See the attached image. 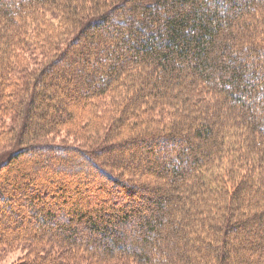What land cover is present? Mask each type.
<instances>
[{
  "label": "trees",
  "instance_id": "trees-1",
  "mask_svg": "<svg viewBox=\"0 0 264 264\" xmlns=\"http://www.w3.org/2000/svg\"><path fill=\"white\" fill-rule=\"evenodd\" d=\"M106 109L91 145L58 141ZM35 152L77 182L109 183L93 185L114 202L147 190L150 170L174 185L131 209L75 204L55 227L47 194L23 184L46 225L21 217L9 231L0 208V260L264 264V0H0V172ZM76 218L84 233L64 224Z\"/></svg>",
  "mask_w": 264,
  "mask_h": 264
},
{
  "label": "rangeland",
  "instance_id": "rangeland-1",
  "mask_svg": "<svg viewBox=\"0 0 264 264\" xmlns=\"http://www.w3.org/2000/svg\"><path fill=\"white\" fill-rule=\"evenodd\" d=\"M235 48L239 55L240 54L244 55V52H241L238 47L235 46ZM26 60L29 61V58L27 56H26ZM257 105L262 107L263 104L262 102H260ZM86 117H88L87 114H84L83 118H86ZM109 119H110V110H107V109L99 113L98 115L93 114V117L91 118V120H90V117H88V120H90L89 128H85V130L84 131L82 130L81 133L79 132V129H76L78 130V133H76V131L74 130L75 128L71 129L73 132L76 133L75 139H74V136H72L70 132L66 130L61 134V137L58 138V141L59 139L66 138L65 139L66 142L73 144V145L81 146L82 148H85L87 145H91L92 144L91 142L93 140L92 139L93 135L88 131V129L92 130L90 127L94 128V126L97 128L99 126L102 129L103 128L102 126H104L105 123ZM81 129H83V127H81ZM105 129H102V132H104ZM169 147L170 148L164 149V150L162 148H157L158 149L157 153L153 154L150 157L156 158L158 157V155L166 154L169 151L172 152V149H173L172 146H169ZM141 151H142V157H143V158L141 157V159L143 160L139 162V165L143 166V168L150 167L151 169V164L147 160L148 155L145 153L144 149ZM138 154L136 156H139ZM27 155L21 156V161H16L15 163H13L11 167L9 168L10 171H8V174L6 172L7 168L2 169L0 172L1 175L3 174V176L7 175L6 176L7 179L3 178L1 180L4 185H7V186L16 185L17 186L16 187L17 193L13 199H11L9 202L6 201L7 199L5 200L0 199V208L5 210V212L8 214V218L5 219L3 222L4 227L6 225H8L6 227H9V225L12 224L14 220H17V221L21 220V217H22V221L24 222V224L31 221L32 222L31 224L34 223V226H36V228H43L46 225L41 217L42 215L40 213H37L36 210L31 207L30 204L28 205L29 201L28 199L26 200L25 197L29 195L26 191H23V189L21 188L22 187L21 185L23 184H29L28 187L30 189H33V192L44 193V195L47 194L45 197L46 208H51L49 207L51 204L53 207V210L55 209L54 212L56 214L54 221L51 222L49 226L52 225L55 227L62 226V223L65 221L62 220L61 214L64 211L69 210V208L71 209L72 206L75 204H79L80 206H83V208H88V209L90 208L91 210H95L97 208H100L101 206H104L105 211L107 212L112 211V208L125 207L126 209H129V208L131 209L133 206L130 205V203L146 202L147 197L151 198L152 196H154L156 192L157 193L164 192L168 190L170 186L174 185L171 182V177L169 176L165 177L164 175H161V173H159L161 171L159 170L157 171L150 170L151 171L150 175L148 174L146 179L143 180V183L145 185L144 187L147 186V190H144L141 193L136 192L135 190L132 193L131 197H129L130 193H125L126 196L124 199L118 198L117 201L119 202H114L113 199L112 200L110 199L109 193H107V190L104 189L103 187V185L105 184V187H107L109 190L111 187L109 183H103L99 181L100 184H103L101 186L103 187V189L102 188L98 190L94 189L95 187L93 184L97 185L99 183L93 182V183L87 184L85 181L86 178L84 179L82 178L80 182H77L75 180V176H74L75 174L72 175L68 173V171H59L56 173L53 166L54 165L57 166L59 164L57 163L58 159L57 160L53 159V160L48 161V159L44 158L43 154H39L37 152H35L34 154H27ZM76 157L80 158L81 155H76ZM55 158H58V156L56 155ZM81 162L84 163L86 162V160L83 157H81ZM53 172H55L54 175L56 174L59 175V178H60L59 180L55 179L51 181L49 179V176L53 174ZM60 180L61 181L66 180L68 181L67 182L68 184L64 185L62 182H60ZM62 186L65 188H61ZM61 193H63L64 196L62 198H59ZM0 195L8 197L10 194L7 191H3L2 193H0ZM149 204L150 203L147 202L145 205H142V206L148 207ZM146 210L149 211V209H145V211ZM16 213L18 214L20 213V215H17ZM36 216H38L39 220L34 218ZM136 220H138V218ZM64 224L65 225L68 224L66 226H69V227L70 226L76 227L79 230H81L82 233H84V231L86 230V225L84 224V221L79 220L77 218L76 220H72L71 223L66 222ZM165 224L168 225V222H166ZM166 225L163 226L164 232L167 229ZM131 227H134V226L132 225L127 226L126 228L124 227L123 229L126 233H128V230H130ZM9 228H10L9 229L10 231L11 227ZM88 232H90L89 229H88ZM255 235H256L255 237L259 236L260 231H257ZM23 255H24V252L22 250H16L10 253L4 259L0 260V264H13L18 259H20ZM250 258L252 260L251 264H259L257 260L253 261V259L257 258V255L251 254ZM42 262L44 264L48 263V261H42Z\"/></svg>",
  "mask_w": 264,
  "mask_h": 264
}]
</instances>
